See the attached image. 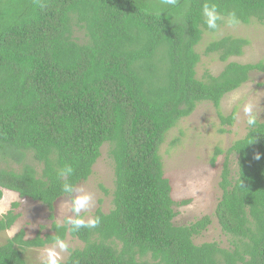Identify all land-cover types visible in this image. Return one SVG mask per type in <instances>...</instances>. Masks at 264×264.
<instances>
[{
    "label": "trees",
    "instance_id": "obj_1",
    "mask_svg": "<svg viewBox=\"0 0 264 264\" xmlns=\"http://www.w3.org/2000/svg\"><path fill=\"white\" fill-rule=\"evenodd\" d=\"M253 21L264 25V0H0V202L9 191L45 205L53 233L28 240L21 230L0 245V264H28L25 250L68 236L84 247L42 264H264V122L215 151L214 167L226 155L222 198L213 217L188 225L175 223L176 209L191 201L174 200L160 155L167 134L200 104L218 108L223 127L234 124L222 101L264 73V63H229L202 81L197 48L226 23ZM246 45L227 36L205 54L228 63ZM105 145L112 210L98 208L87 224L74 207L73 220L59 225L56 203L89 180ZM18 207L0 217V233L17 223ZM213 218L228 248L196 243Z\"/></svg>",
    "mask_w": 264,
    "mask_h": 264
},
{
    "label": "rangeland",
    "instance_id": "obj_2",
    "mask_svg": "<svg viewBox=\"0 0 264 264\" xmlns=\"http://www.w3.org/2000/svg\"><path fill=\"white\" fill-rule=\"evenodd\" d=\"M227 36L248 42L241 57H234L228 63H221L218 55L205 54L210 43ZM197 52L201 56L197 78L202 81L207 73L213 76L220 75L229 63L242 65L264 63V25L255 21L249 25L226 23L215 34H205ZM220 113L225 117L234 114V124L223 127L219 111L214 105L200 104L189 118L181 120L176 128L167 134L160 149L165 177L171 183L174 200L178 203L191 201L190 205L176 209L178 217L175 223L178 225H188L207 216L213 217L222 198L220 182L226 155L218 158L215 167L212 166L211 160L217 149L227 151L235 141L243 139L253 120L264 122V73H254L241 89L226 96L222 101ZM109 151L110 146L105 145L92 176L88 181L78 185L73 197L61 198L56 203V223L63 225L66 220H73L76 215L74 207H77L78 214L84 216V222L87 224L93 223L98 208L106 214L112 210L115 174ZM231 163L234 172L237 159L232 158ZM101 187L108 195H105ZM3 192L0 217L11 211L14 203H19L14 212L19 214L20 218L11 229L0 233V245L13 239L21 230L26 232L28 240L35 239L39 234L42 238L47 234H53L50 211L45 205L27 198L21 199L13 192ZM214 242L222 248L230 246L229 238L223 234L215 218L208 230L196 239L197 244ZM83 247V243L68 236L63 243L27 249L23 252V258L28 264L66 262L73 250Z\"/></svg>",
    "mask_w": 264,
    "mask_h": 264
},
{
    "label": "bare ground",
    "instance_id": "obj_3",
    "mask_svg": "<svg viewBox=\"0 0 264 264\" xmlns=\"http://www.w3.org/2000/svg\"><path fill=\"white\" fill-rule=\"evenodd\" d=\"M218 109V108H217ZM178 206V205H177ZM178 208V207H177ZM177 212V211H176Z\"/></svg>",
    "mask_w": 264,
    "mask_h": 264
}]
</instances>
